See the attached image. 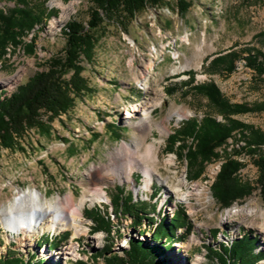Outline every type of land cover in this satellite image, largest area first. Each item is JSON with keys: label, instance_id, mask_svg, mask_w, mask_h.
<instances>
[{"label": "rangeland", "instance_id": "obj_1", "mask_svg": "<svg viewBox=\"0 0 264 264\" xmlns=\"http://www.w3.org/2000/svg\"><path fill=\"white\" fill-rule=\"evenodd\" d=\"M187 1L191 7L184 17L179 13L178 0H163L158 8L141 12L135 20L127 23L125 29L116 22L104 25L105 35L95 49L93 63L84 62L83 77L92 92L76 101L66 116L53 122L51 134L32 131L23 140L24 152L0 149V260L11 257L25 263L30 255L35 254L50 264H105L95 254L106 245L113 247L120 257L123 250L128 249L130 238L153 245L151 232L141 237L133 228L131 218L125 215L116 218L111 200L118 194L117 188L123 190V198L132 193L139 210L150 213L155 206L157 213L168 215L169 220L178 212L187 216L191 231L179 230L184 242L174 244L175 250L164 256L165 264H196L199 258H203L201 264H216L201 246L209 244L218 248L247 233L258 239L259 251H264V199L260 191L223 210L210 189L225 152L231 153L234 147H238L239 137L230 140L225 149L217 151L219 159L206 165L197 181H191L192 172L189 173L186 160L167 151L169 137L184 122L216 114L206 99L191 93L189 86H185L189 84L191 73L195 78L193 85L214 82L232 104L253 106L264 103V77L255 76L246 67L244 56L236 62L235 72L228 77L211 75L206 68L214 57L232 49L256 47L264 54L262 43L255 41L256 36L264 33V0ZM27 2L36 14L51 11L52 17L44 15L41 25L36 28L34 55H26L22 47L13 48L6 61L0 62V91L8 94L35 73L43 71L41 65L62 54L66 41L61 31L70 20L83 25L90 20L89 0ZM53 2L76 4L70 9L69 16L61 18V10L53 7ZM18 4L20 0H0V11H8ZM52 22L56 23L54 27H51ZM31 38L32 34L25 41L29 42ZM173 86L177 91L170 95L167 89ZM157 100L161 106L153 111V127L147 141L159 146L155 167L162 175V182L155 179L152 190L146 192L143 175L136 170L133 183L117 180L102 185L109 202L85 207L82 226L86 233L82 235L76 236L72 230H46L25 238L13 235L5 227L1 219L12 218L10 206L23 192L38 190L51 211L49 205L63 204L68 197L78 202L86 185L94 189L88 172L95 166L109 165L111 153H116L123 143H133V129L126 120L129 111L133 112L132 107H142ZM179 116L182 119L179 120ZM138 119L139 114H134L133 120ZM235 119L264 132V112L236 116ZM217 120L223 121L220 116ZM163 123L169 132L162 136L158 125ZM262 150L264 152V148ZM170 159L173 164H167ZM242 162L245 166L240 171V179L256 185L258 171L253 160L242 157ZM124 163V159L120 160L109 170H120ZM182 179L186 180L184 184ZM178 186H183L182 195L186 197L174 192L173 188ZM154 190L158 192L156 198ZM88 211H98L113 219L114 228L109 238L104 232L92 233L95 224ZM51 216L50 212L48 220ZM144 227L149 229L147 224ZM64 233L70 235L68 242L61 243L56 249L46 245L50 238L56 242ZM39 244L42 245L39 247ZM74 249L77 255H67Z\"/></svg>", "mask_w": 264, "mask_h": 264}, {"label": "trees", "instance_id": "obj_2", "mask_svg": "<svg viewBox=\"0 0 264 264\" xmlns=\"http://www.w3.org/2000/svg\"><path fill=\"white\" fill-rule=\"evenodd\" d=\"M89 2L90 20L87 25L70 20L62 29L66 41L62 54L41 65L44 70L35 73L14 92L8 94L6 91H0V149L24 152L23 140L27 139L32 131L51 134L53 122L66 116L73 110L76 101L84 99L92 92L87 79L83 77L84 62L93 63L95 49L105 35L104 25L116 22L125 29L127 23L135 20L144 10L155 9L163 4V0H89ZM28 5L27 0H20V4L12 9L0 11L1 63L6 61V56L13 48L22 47L26 55L35 54L36 28L41 25L43 16L50 17L52 12L44 14L43 10L36 14ZM190 7L187 0H178V9L182 17L188 13ZM30 34L32 38L26 42L25 38ZM255 41L261 42L264 47V33L256 36ZM242 56L246 67L251 69L255 76L264 77V54L256 47L232 49L221 53L209 61L206 68L211 75L224 74L228 77L235 72L236 62ZM189 77V84L185 86H189L191 93L206 99L217 116L208 114L202 119L192 118L184 122L169 137L167 151L176 153L179 159H185L189 173L192 172L191 181H197L201 178L205 166L219 159L217 151L225 149L228 142L238 136V147H234L231 153L225 152L224 161L210 187L213 198L223 210L246 200L257 190L264 199L262 150L264 132L235 119L236 116L263 113L264 103L253 106L232 104L214 82L193 85L195 82L193 74H189ZM175 91L176 86L167 89L170 95ZM219 116L222 117V122L217 120ZM242 157L253 160L258 171L256 185L240 179V171L245 166ZM116 190L118 194L111 200L116 218L118 215L131 218L133 228H136L135 231L141 237L151 232L153 245L130 238L128 249L123 250L122 257L108 245L96 252L95 256L102 258L105 264H165L164 256L175 250L174 244L184 242L185 238L178 233L179 230L191 231L187 216L183 212H178L169 220L168 215L161 216L160 211L157 213L155 206L152 212L147 213L143 209L139 210L132 193L123 198V190L121 188ZM157 193L156 190L153 191L155 198ZM88 214L95 224L92 233L104 232L106 238H109L114 228L113 219L101 215L98 211H88ZM146 224L149 225V229L144 227ZM69 236V233H64L56 242L50 238L46 245L56 249L61 243L68 242ZM254 238L256 237L253 234L247 233L237 241L218 248L209 244L201 247L208 258L216 264H260L264 261V251H259L258 239ZM41 245L39 244V247ZM0 264H50V262L44 258L38 259L32 254L25 263L22 259L7 257L0 260Z\"/></svg>", "mask_w": 264, "mask_h": 264}, {"label": "bare ground", "instance_id": "obj_3", "mask_svg": "<svg viewBox=\"0 0 264 264\" xmlns=\"http://www.w3.org/2000/svg\"><path fill=\"white\" fill-rule=\"evenodd\" d=\"M75 4V2H71L68 5H64L61 2H53L52 6L60 8V16L64 18L69 16L70 9ZM55 24V22H52L51 27H54ZM159 106H161V102L157 100L151 103L148 102L142 107H132L133 112L129 111L126 120H128L129 125L133 129V143H123L116 153H111L109 165L95 166L88 172L89 181L95 188L93 189L86 185L83 196L78 202H75L72 197H68L63 204L49 205L50 211L46 207L43 195L38 190L33 193L23 192L16 198L14 204L10 206L9 214H11L12 218L3 217L1 222L13 235H22L25 238L31 237L39 231L44 232L46 230L59 232L72 230L78 236L86 233L82 226L85 207L88 204L102 205L109 202L108 195L102 185L107 182H116L117 180L120 183H133L134 172L140 170L144 178V191H151L155 179L162 182V175L155 167V163L158 160L157 151L159 146L156 142L150 143L147 141V137L153 127L151 116L154 109ZM133 113L139 114L138 120H133ZM180 119H182L181 116H179ZM158 129L162 136L169 132V128L164 123L158 125ZM123 159L125 161L123 168L116 171L109 170ZM168 163L173 164V159L168 160ZM185 181V179H182L183 184ZM173 190L179 196L186 197L182 195L183 186L175 187ZM50 212L52 216L48 220ZM250 212L248 211V213ZM67 255H77L76 249L73 252H68ZM202 261L203 258H199L196 264H201Z\"/></svg>", "mask_w": 264, "mask_h": 264}]
</instances>
